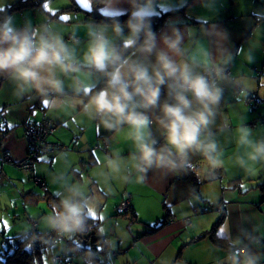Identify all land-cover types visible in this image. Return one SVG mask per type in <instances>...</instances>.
<instances>
[{"label": "crops", "instance_id": "1", "mask_svg": "<svg viewBox=\"0 0 264 264\" xmlns=\"http://www.w3.org/2000/svg\"><path fill=\"white\" fill-rule=\"evenodd\" d=\"M45 1L0 0V9L17 3L22 5L8 14L14 17L18 27H25L28 22L33 27L49 26L63 35L78 59L87 50L90 24L103 23L107 35L117 45L121 44L112 27L117 21L95 20L94 10L104 9L106 5L126 13L135 9L133 0H81L82 5L76 0H68L63 5L58 0H47L51 10L48 11L44 8ZM89 4L91 13L83 9ZM154 7L159 14L167 13L164 23L154 32L158 47H164L162 36L175 38L173 33L178 31L182 37V56L177 59L191 63L194 57L199 59L206 54L210 68L229 67L228 73L214 79L222 93L214 107L213 123L209 125L211 139L217 144L213 155L220 163L213 167L202 153L190 151L182 163L186 170L179 168L177 161L181 160L174 157L175 168L154 165L141 172L132 159L139 153L130 139L129 127L125 124L107 128L99 115L86 111L84 106L89 97L77 92L76 74L61 75L64 91L46 95L34 89L21 92L14 81L0 76V174L14 179L10 173L15 164L4 161V155L13 159L26 157L29 148L26 125L51 119L57 127L49 140L67 148L41 154L34 168L26 173L32 189L37 184L33 175L42 176L48 192L61 201L67 199L66 195L75 197L76 201L86 199L88 207L106 208L112 211L109 214L112 216L118 211L124 193H128L136 215L133 219L141 220L146 226L136 227L138 234L132 232L135 239L131 246L138 247L139 255L151 258L153 264L230 263V250L209 236L194 240L223 214L216 233L221 236L218 229H228L221 237L230 243L238 239L241 243L236 247H248L261 257L260 264H264V161H251L248 158L251 149L238 143V130L242 127L251 130L250 139L264 140V120H261L264 117V0H154ZM62 15L70 19L61 20ZM118 21L127 35L130 32L127 21ZM81 67L93 72L88 85L93 91L96 81L102 77L94 70ZM196 71L205 72L203 66ZM163 93L162 89V100ZM249 96L257 100L251 101ZM44 101L48 103L46 108ZM151 131L159 148L164 138L158 125L153 123ZM240 159L243 165L238 162ZM221 168L222 178L203 180L208 172ZM101 213L96 217L100 218ZM165 218L166 223L158 230L147 232L148 224ZM29 221L33 227L39 225L35 219ZM128 229L131 231V226ZM112 232L117 234L115 229ZM59 234L58 237L63 236V232Z\"/></svg>", "mask_w": 264, "mask_h": 264}, {"label": "clouds", "instance_id": "2", "mask_svg": "<svg viewBox=\"0 0 264 264\" xmlns=\"http://www.w3.org/2000/svg\"><path fill=\"white\" fill-rule=\"evenodd\" d=\"M133 6L135 22L127 21L130 29L127 35L119 21L112 26L121 41L119 45L107 35L103 23L88 26L89 41L82 59L75 56L63 35L49 26L33 27L28 22L21 28L12 15L0 16V76L14 81L21 92L34 89L46 95L64 91L61 75L76 74L77 92L89 97L85 110L99 115L107 128L125 124L129 127L130 139L139 153L132 159L141 172L154 165L175 168L174 157H179L183 163L190 151L202 153L213 167L217 166L220 161L213 155L217 144L211 139L209 125L213 123L214 107L221 99L222 90L215 81L196 71L203 66L210 75V61L206 54L199 59L194 57L191 63L177 59L182 56V37L178 31L173 33L175 38L162 36L164 47H158L150 23L145 24L146 17L159 15L154 0H133ZM99 11L108 19L126 14V10L108 5ZM142 30L145 38L141 43ZM129 49L132 51L128 52ZM81 65L99 73L104 79L103 86L91 91L88 85L93 72L84 71ZM153 123L158 125L164 138L159 148L151 131ZM238 131V143L251 149L248 158L254 162L264 161V140L250 139L248 128ZM238 162L244 164L243 159ZM61 203L63 212L50 219L51 227L63 233L81 230L84 206L69 199ZM222 231L228 229L222 227ZM239 243L238 239L231 241L234 250L228 256L230 264H260L261 257L248 247H236ZM26 250H30V246Z\"/></svg>", "mask_w": 264, "mask_h": 264}, {"label": "rangeland", "instance_id": "3", "mask_svg": "<svg viewBox=\"0 0 264 264\" xmlns=\"http://www.w3.org/2000/svg\"><path fill=\"white\" fill-rule=\"evenodd\" d=\"M60 4H68L69 1L58 0ZM66 2V3H65ZM47 3V0L45 1ZM13 166V165H12ZM30 171L17 168L13 166L10 175L14 179L7 178L6 175L0 174V253L4 252L12 242L15 241V236L33 229L30 218L38 221V230H52L49 221L55 216L54 210L45 198L37 201H29L24 195L29 190L37 191L43 194L42 188L36 184L32 186L28 183L30 181ZM25 176H24V175ZM25 181V182H24ZM15 182V183H14ZM25 183V184H24ZM27 183V184H26ZM204 185V183H203ZM66 198L73 203H79L84 206V211L94 216L101 212V235L103 233L102 241L107 243V255L100 251L99 258L102 261L109 260L110 264H153L151 258L142 257L139 255L138 247L131 246L135 237L132 232L138 231L136 227H145L139 219H131V213L119 214L117 211L115 215H109L112 211L108 209H92L87 206V201L81 202L72 199L71 196L66 195ZM78 198V196H77ZM109 215V216H108ZM99 217V216H98ZM131 223H130V221ZM131 226V231L128 229ZM113 229L116 230L115 234ZM124 232V233H123ZM4 233V235H2ZM74 233V232H72ZM72 233H63V236L55 238L46 248L42 264H65L64 261H54V256H64L68 252H72L73 264H85L82 252L75 251L72 246H68L67 239L72 236ZM123 235V237H120ZM91 243V241H89ZM100 243V242H99ZM39 264V263H38ZM41 264V263H40Z\"/></svg>", "mask_w": 264, "mask_h": 264}, {"label": "trees", "instance_id": "4", "mask_svg": "<svg viewBox=\"0 0 264 264\" xmlns=\"http://www.w3.org/2000/svg\"><path fill=\"white\" fill-rule=\"evenodd\" d=\"M38 2V1H37ZM40 2V1H39ZM22 5L13 4L8 6L3 11H0V16L8 15L10 11L21 8ZM135 9L127 12L124 15H115V19H108L100 14L98 10L93 11V15L95 16V20H106V21H118V20H126L133 19L132 12ZM169 12V11H167ZM165 13L159 14L158 16L153 17H146L145 24H149L151 26V30L155 32L160 28V26L164 23V16ZM144 30L141 32L140 42L144 40ZM104 84V79L102 78L99 83H97L93 87V91H96L99 87ZM62 144V143H59ZM64 145V144H62ZM66 146V145H65ZM67 148V146L65 147ZM64 148V149H65ZM63 149V148H60ZM177 165L179 168L186 170V167L178 160ZM16 166V165H15ZM17 167V166H16ZM19 168V167H18ZM22 169V168H20ZM224 174L223 169H215L211 172H208L204 176V181H210L216 178H222ZM194 178L197 183L200 182L195 172H193ZM34 176V175H33ZM34 180V179H33ZM35 181V180H34ZM36 182V181H35ZM38 184V183H37ZM39 185V184H38ZM264 185V184H263ZM41 187V186H40ZM42 188V187H41ZM43 189V188H42ZM29 201H37L41 198H45L51 207L54 210L55 215L57 213L63 212V206L61 200L53 194L48 192V189H43V194L38 193L37 191H27L24 194ZM84 215V224L81 230L75 231L72 233V236L67 239L68 246H72L75 251L82 252L83 258L85 260V264H110L109 260L102 261L99 258L98 253L100 251L104 252L107 255V247L108 245L105 241H102L103 236L101 235V220L99 222V217H96L92 214L85 212ZM117 213L119 214H128L131 213V219L136 218V215H133L134 212L131 209V205L128 211H120L118 209ZM224 215L222 214L217 220L213 223L210 229H207L202 234L198 235L194 238V240L200 239L205 236H209L215 243L220 246H224L228 250H234L232 244L225 238L219 236L217 232V227L220 222L223 220ZM166 218L160 220L159 222H155L153 224H148L147 232H154L158 230L162 225L166 223ZM35 227V228H34ZM29 232H25L22 234H18L15 236V241L11 243L7 247V249L0 253V264H42L43 255L47 248V246L55 240L60 234L59 230L52 229V230H38L36 226ZM4 235V233H2ZM91 241V243H89ZM100 242V243H99ZM105 245V247L103 246ZM30 246V250H26V248ZM72 252H68V254L64 255V259H72Z\"/></svg>", "mask_w": 264, "mask_h": 264}, {"label": "built area", "instance_id": "5", "mask_svg": "<svg viewBox=\"0 0 264 264\" xmlns=\"http://www.w3.org/2000/svg\"><path fill=\"white\" fill-rule=\"evenodd\" d=\"M229 67H218L213 66L211 67V74L209 75L208 72H204V75L208 76L210 81H214V79L222 73H228ZM249 100L255 101L257 98L249 96ZM260 100V98H258ZM264 120V117L261 118ZM257 124V121L255 122ZM57 124L55 121L51 119L44 118L41 121L35 123H28L25 127V136L28 141V153L26 157L22 159H13L10 155L6 154L3 156L4 161H11L17 167L25 169V170H32L35 166L36 161L40 158L41 154L45 153L46 151H51L55 148H65V145L54 143L49 140V135L55 130ZM104 145L107 148L108 143L107 140H104ZM33 179L38 183L44 190L48 189L46 181L43 179L42 176L34 175ZM130 208V196L128 193H124V196L119 203L118 209L120 211H128ZM60 233V232H59ZM105 247V245H103ZM54 261H64L65 264H73V259H64L63 256H54ZM230 264V263H226Z\"/></svg>", "mask_w": 264, "mask_h": 264}, {"label": "snow or ice", "instance_id": "6", "mask_svg": "<svg viewBox=\"0 0 264 264\" xmlns=\"http://www.w3.org/2000/svg\"><path fill=\"white\" fill-rule=\"evenodd\" d=\"M76 2H77V4L78 5H82V3H81V0H76ZM44 8L45 9H47L48 11H51L49 8H48V4L47 3H45L44 4ZM83 9H85V10H87L88 12H92L93 11V9L91 8V5L89 4L88 6H83ZM170 11V10H169ZM54 14V13H53ZM167 14V13H166ZM60 19L61 20H63V21H68L69 19H70V17L69 16H67V15H62V16H60ZM43 103V105H44V107L46 108V101H44V102H42ZM9 127H12V125H9ZM101 219H102V217H100ZM218 233L221 235V236H223L224 235V232L222 231V227H220L219 229H218ZM0 259H2V257H0Z\"/></svg>", "mask_w": 264, "mask_h": 264}]
</instances>
